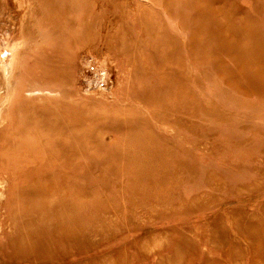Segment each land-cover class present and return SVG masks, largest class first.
<instances>
[{
	"label": "rangeland",
	"instance_id": "1",
	"mask_svg": "<svg viewBox=\"0 0 264 264\" xmlns=\"http://www.w3.org/2000/svg\"><path fill=\"white\" fill-rule=\"evenodd\" d=\"M257 75L264 0H0V264H264Z\"/></svg>",
	"mask_w": 264,
	"mask_h": 264
},
{
	"label": "bare ground",
	"instance_id": "2",
	"mask_svg": "<svg viewBox=\"0 0 264 264\" xmlns=\"http://www.w3.org/2000/svg\"><path fill=\"white\" fill-rule=\"evenodd\" d=\"M202 14H203V12H202ZM89 17V16H88ZM89 19V18H88ZM85 21V20H84ZM86 23V22H85ZM62 24V23H61ZM83 26V25H82ZM89 26V25H88ZM88 31H90V30H88ZM87 31V32H88ZM258 31H259V28L257 27V26H253L251 29H249L248 31H246V33L253 39V41H254V43H258ZM245 33V34H246ZM234 37V39L236 40V38H235V36H233ZM92 39V38H91ZM234 42L235 41H231V42H229V45L227 46V51L228 52H232V50L233 49H235L236 47H234V46H232V43H233V45H234ZM256 49L257 50H259V51H262L263 52V49L262 50H260V47H259V45H257L256 44ZM155 50H156V48H155ZM246 54V56H247V58H248V60H242V64H248V63H250L251 61L249 60V59H251V56L252 57H258L257 56V52L256 53H254V54H248L247 52L245 53ZM245 56V57H246ZM261 59H262V54H260V56H259V58L258 59H256V62H260L261 61ZM11 68V67H10ZM7 69V68H6ZM5 69V70H6ZM9 70V69H8ZM6 73V72H5ZM5 75V74H4ZM9 76V75H8ZM5 77V76H4ZM256 78H257V80L260 82V83H262V84H264V77L263 78H260L258 75L256 76ZM5 79H6V77H5ZM9 79V78H8ZM9 80H11V79H9ZM9 84V83H8ZM9 87H11V86H9ZM6 88V87H5ZM36 90H40V89H38V88H36ZM179 93V92H178ZM181 93V92H180ZM175 94V93H174ZM6 96H7V94H6ZM180 96V95H179ZM7 98V97H6ZM183 99V98H182ZM171 100V99H170ZM4 101V100H3ZM47 115H48V112H46V111H44L43 113H42V115L40 116L41 117V119L39 120V122H35L34 120H32L31 118L29 119L30 120V122H31V124H30V128L29 127H27V129H24V130H27V131H24V132H22L23 131V128L22 129H20L19 131L20 132H22L21 133V136L22 135H29V134H31V133H37V134H39V135H41V134H44L45 135V137H47V136H56V134H50V133H52L53 131H55V130H58L57 129V125H56V123H54V121L53 120H49L48 118H47ZM24 128H26V127H24ZM58 132H59V130H58ZM62 132H65L64 130H62ZM138 137V136H137ZM127 138L128 139H131V135H127ZM140 137H138V139H139ZM141 139V138H140ZM81 142H82V140L80 141V143H78V142H76V143H74V145L75 144H81ZM140 142H143L142 141V139H141V141H136V143L137 144H139ZM263 143V142H262ZM56 144H58V148L59 149H57L58 150V152H59V158L58 159H60L61 161H64L65 163H67V162H69V161H71L72 159H74V158H77V157H80V156H82V153H84V152H82V150L83 149H81L80 150V147L78 148L79 149V151H74V150H66L65 149V147L64 146H66V145H68V143L67 144H63V142L60 140V141H56V142H52V143H48L47 142V145H48V148H51L52 147V145H53V147H55L56 146ZM72 144V143H71ZM261 144V143H260ZM258 145V144H257ZM12 146V147H11ZM258 146H260V145H258ZM2 147H10V149L9 150H6V151H9L10 153H12V154H14V153H18L19 155H22V156H24L26 159H30L33 155H34V152H33V149L29 146V147H26V149H25V151H23L22 150V147H19L18 145H15V144H11L8 140H4L3 142H2ZM140 147H142V146H140ZM147 151H150V149L148 148V149H146ZM6 151H4V152H6ZM119 153V152H118ZM122 154H124L123 156H122ZM145 153H144V151L143 150H141V153H139L138 155H135L134 153H128L127 151H125V150H121L120 151V153L118 154V158H119V160L121 161V160H125V162H126V164L128 165V167L130 168V162H135V163H139V164H147L146 163V161H145ZM109 159H115L114 157H112V155L111 156H109ZM63 162V163H64ZM64 163V164H65ZM155 164V163H154ZM65 166V165H64ZM28 168V167H27ZM62 168V170H65V168L63 167V166H61L60 167V169ZM46 170H48V172H46V174H50V175H53L54 174V171L55 170H52L51 168H48V169H46ZM42 171V170H41ZM40 171V172H41ZM57 171H59L60 172V170L59 169H57ZM45 174V175H46ZM44 177H46V176H44ZM62 190V189H61Z\"/></svg>",
	"mask_w": 264,
	"mask_h": 264
}]
</instances>
